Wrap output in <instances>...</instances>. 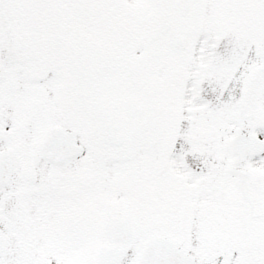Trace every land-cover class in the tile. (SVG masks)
<instances>
[{
    "label": "snow or ice",
    "instance_id": "snow-or-ice-1",
    "mask_svg": "<svg viewBox=\"0 0 264 264\" xmlns=\"http://www.w3.org/2000/svg\"><path fill=\"white\" fill-rule=\"evenodd\" d=\"M0 264H264V0H0Z\"/></svg>",
    "mask_w": 264,
    "mask_h": 264
}]
</instances>
